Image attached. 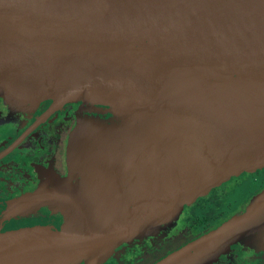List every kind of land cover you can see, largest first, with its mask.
<instances>
[{"label":"water","instance_id":"1","mask_svg":"<svg viewBox=\"0 0 264 264\" xmlns=\"http://www.w3.org/2000/svg\"><path fill=\"white\" fill-rule=\"evenodd\" d=\"M0 97L111 107L116 121L70 137L83 179L28 200L61 201L63 226L0 231V264H101L264 167V0H0ZM252 240L264 245V191L155 264H205Z\"/></svg>","mask_w":264,"mask_h":264},{"label":"flooded vegetation","instance_id":"2","mask_svg":"<svg viewBox=\"0 0 264 264\" xmlns=\"http://www.w3.org/2000/svg\"><path fill=\"white\" fill-rule=\"evenodd\" d=\"M110 108L84 100L21 104L0 97V231L63 226L66 215L61 201L31 205L28 200L66 191L83 179L68 165L69 139L84 120L114 117ZM175 225L120 244L111 259L118 258V264H155L200 235L175 233ZM256 245L234 244L228 264H264V245Z\"/></svg>","mask_w":264,"mask_h":264},{"label":"rangeland","instance_id":"3","mask_svg":"<svg viewBox=\"0 0 264 264\" xmlns=\"http://www.w3.org/2000/svg\"><path fill=\"white\" fill-rule=\"evenodd\" d=\"M99 120L104 123H111L113 120L116 121L117 118L112 116L111 118H101ZM263 191L264 167L256 171H246L238 176H234L229 181L212 188L207 194L199 196L193 203L185 205L174 222L176 224L174 232L179 233L182 231L193 236L200 234L198 237L205 235L228 222L231 218L243 213L252 200ZM174 223L162 227L157 232L174 225ZM148 235L150 233L143 234V236ZM246 243L250 245L257 244L253 243V240ZM233 245L220 253L216 259L208 261L205 264H228L227 254L231 251ZM118 246L114 248L113 253L117 250ZM256 246L261 245L257 244ZM116 259L118 258L111 259L109 256L105 261L109 260L106 264H118L115 261Z\"/></svg>","mask_w":264,"mask_h":264},{"label":"trees","instance_id":"4","mask_svg":"<svg viewBox=\"0 0 264 264\" xmlns=\"http://www.w3.org/2000/svg\"><path fill=\"white\" fill-rule=\"evenodd\" d=\"M242 242V241H241ZM237 243H239V242H237ZM237 243H235V244H237Z\"/></svg>","mask_w":264,"mask_h":264}]
</instances>
